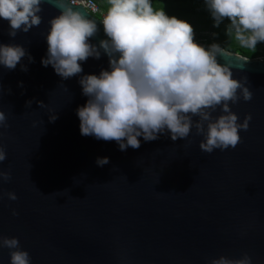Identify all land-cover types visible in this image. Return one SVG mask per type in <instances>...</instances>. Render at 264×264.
Returning a JSON list of instances; mask_svg holds the SVG:
<instances>
[{
	"label": "water",
	"instance_id": "1",
	"mask_svg": "<svg viewBox=\"0 0 264 264\" xmlns=\"http://www.w3.org/2000/svg\"><path fill=\"white\" fill-rule=\"evenodd\" d=\"M42 9L41 25L15 38L0 19V43L21 44L33 58L21 62L27 71L0 66L7 116L0 168L11 172L0 185V234L19 238L31 264H207L245 252L252 264H264V61L229 51L218 57L231 62L235 78L247 76L253 94L230 104L241 122L252 117L235 148L205 153L193 128L185 140L140 137L138 149L121 151L115 141L81 135L76 111L88 99L80 76L107 69V55L89 57L83 72L66 80L43 66L48 20L59 10ZM97 24L94 44L106 38ZM98 157L109 163L98 166ZM0 264H9L7 248Z\"/></svg>",
	"mask_w": 264,
	"mask_h": 264
},
{
	"label": "clouds",
	"instance_id": "2",
	"mask_svg": "<svg viewBox=\"0 0 264 264\" xmlns=\"http://www.w3.org/2000/svg\"><path fill=\"white\" fill-rule=\"evenodd\" d=\"M214 20V27L228 21L226 36L239 46L256 51L264 42V0H203ZM42 4L59 10L48 20L47 55L41 63L51 65L62 79L83 72L82 63L89 57H108V68L99 74L80 76L86 103L77 108L80 133L98 140L115 141L121 151L138 149L143 137L153 141L161 134H170L173 141L187 139L193 128L201 151L235 148L241 142L240 131H247L251 114L243 121L230 104L242 98L252 99L247 76L234 77L230 61L221 63L218 57L228 56L219 43L208 47L195 40V30L186 20L168 15L153 6V0H107L102 19L93 18L84 0H0V19L9 24L8 34L28 33L42 23ZM93 11L95 6L93 5ZM97 20L103 25L105 39L91 43L98 31ZM213 35H216L215 33ZM33 58L18 43H0V66L14 70ZM242 61L247 62V58ZM3 87L0 85V93ZM10 91V90H9ZM31 100L26 104L30 105ZM40 106L44 102L39 101ZM219 115H213L216 110ZM195 118V119H194ZM57 119L56 115L49 117ZM7 127V116L0 109V128ZM7 159L0 145V164ZM98 166L109 163L108 157H98ZM11 179V172L0 168V185ZM17 200L15 192L7 193ZM3 193L0 192V199ZM12 215L18 213L13 209ZM7 248L9 264H31L29 252L20 246L19 238L0 234V250ZM207 264H252L244 253L239 258L224 255L211 258Z\"/></svg>",
	"mask_w": 264,
	"mask_h": 264
},
{
	"label": "rangeland",
	"instance_id": "3",
	"mask_svg": "<svg viewBox=\"0 0 264 264\" xmlns=\"http://www.w3.org/2000/svg\"><path fill=\"white\" fill-rule=\"evenodd\" d=\"M95 1L102 7L104 11L107 10L108 8L107 0H95ZM178 4L175 0H170L165 2L153 0V6L155 8L163 7V9L166 11L168 15L170 16L174 15L180 19L188 21L195 30V40L198 43L209 45L208 44L209 42L222 43V44H226L230 42L238 46L239 48H242L239 46L238 42L234 40V38L230 40L226 36L225 29L228 21L222 22L219 27H214V20L211 17V15H207L208 11L206 10L204 4L201 3L198 4L197 10L194 13L179 9L178 7H176ZM214 33L216 35H213ZM256 51L258 52V56L255 58L264 61V42L259 43L257 45Z\"/></svg>",
	"mask_w": 264,
	"mask_h": 264
},
{
	"label": "trees",
	"instance_id": "4",
	"mask_svg": "<svg viewBox=\"0 0 264 264\" xmlns=\"http://www.w3.org/2000/svg\"><path fill=\"white\" fill-rule=\"evenodd\" d=\"M158 1H170V0H158ZM177 2V6L179 9L181 10H184V11H187V12H192L194 13L196 10H197V7H198V4H204L203 3V0H175ZM191 5H189V4ZM207 15H210L209 12H207ZM214 42H209L208 44H212ZM221 44L222 46H224L227 51L229 52H235V53H238V54H241L242 56H245L249 59H252V58H255L258 56V52L255 51L253 52L252 50H248V49H243V48H239L238 46L232 44V43H226V44H222V43H219Z\"/></svg>",
	"mask_w": 264,
	"mask_h": 264
},
{
	"label": "built area",
	"instance_id": "5",
	"mask_svg": "<svg viewBox=\"0 0 264 264\" xmlns=\"http://www.w3.org/2000/svg\"><path fill=\"white\" fill-rule=\"evenodd\" d=\"M79 2L80 0H78V3ZM84 3L88 4L86 10L98 19H102L103 15L106 13V11H104L102 7L95 0H84ZM93 5L95 6L96 9L95 11H93V7H92Z\"/></svg>",
	"mask_w": 264,
	"mask_h": 264
}]
</instances>
